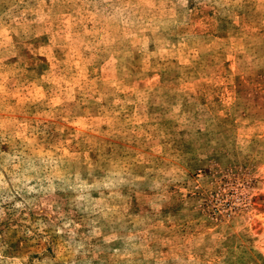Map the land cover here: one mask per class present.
<instances>
[{"label":"rangeland","instance_id":"1","mask_svg":"<svg viewBox=\"0 0 264 264\" xmlns=\"http://www.w3.org/2000/svg\"><path fill=\"white\" fill-rule=\"evenodd\" d=\"M0 264H264V0H0Z\"/></svg>","mask_w":264,"mask_h":264}]
</instances>
